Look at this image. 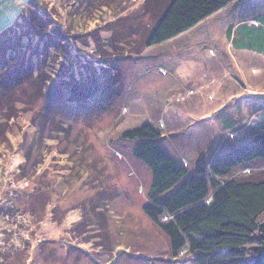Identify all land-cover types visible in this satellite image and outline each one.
<instances>
[{"label": "rangeland", "instance_id": "374dc122", "mask_svg": "<svg viewBox=\"0 0 264 264\" xmlns=\"http://www.w3.org/2000/svg\"><path fill=\"white\" fill-rule=\"evenodd\" d=\"M146 2L126 0L124 12L114 7L79 21L74 15L83 11L73 9L69 17L68 0H42L33 8L41 36L31 27L23 38L30 23L22 24L11 35L13 47L0 51V93L23 63L28 76L19 73L22 84L9 82L15 96L0 100V264H194L189 255L173 258L168 239L144 214L152 175L134 158L136 142L122 135L151 125L166 152L191 167L245 142L238 130L221 135L218 117L237 113L238 105L248 112L251 101L237 100L264 94V59L235 52L226 38L229 24L253 14L243 6L139 57L103 61L144 42L155 25L142 15ZM27 7V0H0V34ZM46 12L69 51L65 44L46 51ZM122 22L128 39L116 51L108 31L122 34ZM95 84L101 95L91 102L68 101L70 87L94 90ZM254 169L264 174V162Z\"/></svg>", "mask_w": 264, "mask_h": 264}, {"label": "trees", "instance_id": "16d2710c", "mask_svg": "<svg viewBox=\"0 0 264 264\" xmlns=\"http://www.w3.org/2000/svg\"><path fill=\"white\" fill-rule=\"evenodd\" d=\"M41 1L27 0L31 19H28L27 11L23 12L11 28L0 34V51L7 46L13 47L14 44H9L11 35L13 36L15 30L21 28L22 24L30 23L24 26L27 34L23 38L29 37L31 27H35L37 37L41 36L39 31L44 28L42 20L38 14L36 16L33 14V8L40 9ZM125 1L68 0L65 6L68 7L69 17L76 16L74 18L76 19L78 15V20L81 21L86 13L95 16L96 13L100 14L114 7H121V11L124 12ZM234 1L147 0L144 7L146 15L144 13L142 15L143 17L150 15L155 25L147 29L148 34L144 42L139 43L134 52L120 51L109 59L103 54V61L139 57L146 49L161 46L193 30L229 8ZM256 1L261 0H240V3L249 4ZM73 9H79L83 13L74 15ZM121 11L117 10V13ZM52 17L55 16L46 12V25L44 24L46 41H43L46 51L63 48L64 44L69 51L68 47L72 45L67 41L62 42V38H65L63 30L52 22ZM123 22L122 25H118L121 27H117L122 30V34H118L114 29L108 31V33L112 32L113 36L108 38L107 43H110V47L114 50L122 48L124 45L122 43L128 39L124 35L127 24ZM132 29L134 27L128 32ZM242 31L249 37V41L241 37ZM228 37L231 38L230 31ZM234 47L237 50L264 55L263 16L257 17L252 25L248 22L240 26ZM65 58L72 62L68 56ZM23 64L3 80V84L8 83L6 85L8 96L4 95L6 92L0 93V100L4 101L6 98L8 101L10 96L11 98L15 96L14 88L9 89L10 83L14 82L13 84L16 85L23 83L21 77L17 76L19 73L25 75L24 72H27L23 70ZM32 66L33 64L30 63L29 70ZM101 68L104 69L103 66ZM68 75L72 76L71 73ZM26 78L28 79V76ZM16 80L19 81L15 82ZM108 82L112 84L113 77ZM73 83L77 84L75 81ZM95 85L94 90L91 87H86L87 89L70 87L68 101L72 104L91 102L95 95L97 96L98 93L101 95L100 84ZM227 121L228 119L226 123ZM234 133L230 132L229 135L232 136ZM122 139L136 142L134 158L152 175L144 214L168 239L173 258L189 255L193 258L194 264H264V174L261 175L254 169V164L264 162L263 130L253 135L249 141L234 145L224 153H212L199 158L192 167L189 163L185 164L184 159L177 160L166 152L162 144L163 135L151 125L126 132L122 135ZM240 171L242 172L239 173Z\"/></svg>", "mask_w": 264, "mask_h": 264}, {"label": "crops", "instance_id": "0c3cea01", "mask_svg": "<svg viewBox=\"0 0 264 264\" xmlns=\"http://www.w3.org/2000/svg\"><path fill=\"white\" fill-rule=\"evenodd\" d=\"M232 4L233 5H231L229 8L225 9L224 11H222L220 13H223L232 7L234 8V11H235L234 13H236L237 9H239V11H240L241 7L249 6L252 9L251 12H253V14H249L248 17L245 16L243 18V16L242 17L240 16L241 13L238 11V14H239L241 19L239 18V19H237L236 22L234 21L233 23L229 24V26L227 27L226 32H225L226 38L228 39L229 43L231 44V46L235 52L252 54L256 57H260V58L264 59V55H261V54H258L256 52H252V51L237 50L234 47V40L237 36V31L239 30L240 26L243 23H248V22L250 23V25H252V23L254 22V20L257 17H260V16L264 17V0L251 2L249 4L244 3V2L240 3V0H235ZM220 13H218V14H220ZM218 14H216V15H218ZM216 15H214V16H216ZM213 17H211L210 19H212ZM210 19H208V20H210ZM208 20H206V21H208ZM196 28H194L193 30H191V31L179 36L178 38H176V39H174L168 43H165L161 46H164V45H167V44H170V43L177 41L182 36L187 35L188 33L194 31ZM228 31L231 32V38L228 37ZM161 46H158V47H161ZM158 47H154V48H158ZM202 50H203L202 52H204V54L206 55L207 48L203 47ZM247 100L251 101V104H252L251 105L252 107L248 110V112L251 111L250 114H248L247 110H244L242 106L238 105V109H236L237 113H235V114H233V112L230 114L222 113L218 117V119H219L218 125H219L221 135L230 134V132H234V131L238 130L239 134H240V132H242V139L249 141V139H251L253 137V135L257 134L258 132H262V130L264 131V94L249 95L248 97L242 96L237 101L240 102V101H247ZM238 113L241 114L240 115L241 117L239 116ZM243 113H247V115H244ZM248 115L252 119L254 118V120H253L254 124H252L251 126H249L248 124H244V122H243V118H245V117L247 118ZM226 119H228L227 123H226ZM246 121H249V119L247 118ZM210 126H211V124H210ZM255 131H256V133L253 134ZM210 154H212V153H210Z\"/></svg>", "mask_w": 264, "mask_h": 264}]
</instances>
